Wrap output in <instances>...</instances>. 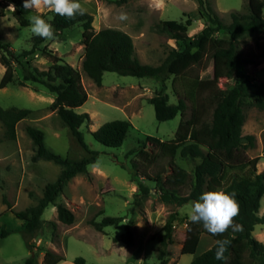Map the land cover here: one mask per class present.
Masks as SVG:
<instances>
[{"label": "rangeland", "instance_id": "obj_1", "mask_svg": "<svg viewBox=\"0 0 264 264\" xmlns=\"http://www.w3.org/2000/svg\"><path fill=\"white\" fill-rule=\"evenodd\" d=\"M85 12L92 18L94 32L111 28L127 33L133 42L135 54L142 64L156 66L165 58L170 48L180 49L177 41L156 32L155 27L164 20L184 22L191 20L187 31L193 37L205 25L198 15L197 0H129L116 4V0H78ZM212 10L224 23H229L231 12H248L249 9H260L261 0H207ZM5 2H0L4 15L0 16V40L7 43L12 50L19 52L31 47L33 36L30 22L27 27H20L11 16ZM50 11H32L30 15H40L47 23ZM124 13L127 20L120 21ZM82 28L75 25L59 34L54 41L46 40L38 47H46L61 61L76 69L81 76V85L87 94V100L76 113H87L89 122L83 124L79 131L88 148L98 153L96 161L87 167L85 174L74 176L56 200L69 209L74 215V222L66 225L57 220L55 207H48L41 216V225L34 237L28 239L23 233V223L16 219L12 212L22 211L34 206L42 195L44 186L55 181L59 167L51 162H32L34 145L25 128L33 126L44 133L45 146L55 154L72 160L80 159L84 152L69 133L68 128L59 119L55 110L50 108L54 95L39 85L26 83L19 85L21 70L14 69V82L0 89V107L17 108L31 111L28 118L15 126V139L0 141V264H25L33 257L34 264H42L43 255L51 251L62 257L58 264H75L81 258L84 264H158L156 249L157 235L170 213H176L173 222V242L167 248L168 264H190L200 251L181 254L185 240L186 224L190 220L191 202L176 207L163 204L152 180L160 175L164 180L174 165L180 167L191 177L192 168L197 161L183 159L179 153L174 158L164 157L158 149L147 142V136L161 141L174 138L179 121L190 117L192 107L187 99L196 80L211 77L212 64L205 56L200 64L189 65V58L184 59L188 65L184 74L177 78L168 77L165 81L169 103L175 104L178 98L184 99L187 109L182 116L157 122L154 110L148 100L161 87V83L150 78L120 76L113 72H104L101 85L96 86L82 71L84 45ZM239 55L245 61L243 69L230 79L220 78L217 88L225 89L233 85L238 78L264 83V31H255L239 39ZM29 62L30 67L46 70L51 62L49 58L37 53L22 63ZM5 68L0 64V80ZM195 101L204 102L205 93L196 88ZM204 120H208L211 106L205 103ZM244 122L241 135L253 137V147L242 151V159L247 161L257 158L255 173L264 172V111L256 108H244ZM128 121L131 125L122 145L109 148L97 143L91 133L102 124L110 121ZM0 124V137L2 136ZM225 182L232 178L251 174L249 165L227 169ZM143 182L151 191L148 197L134 204L137 193L136 182ZM189 182L179 190L181 195L189 192ZM258 215H264V196ZM103 217L123 219L115 226L104 227L96 231L90 220L100 221ZM53 223V224H51ZM128 227L132 233V245L113 242L125 233ZM201 234L199 240L202 236ZM254 237L264 244V225H257ZM32 247L30 250L26 245ZM199 244V242H198ZM198 246V245H197ZM124 251H123V250Z\"/></svg>", "mask_w": 264, "mask_h": 264}, {"label": "trees", "instance_id": "obj_2", "mask_svg": "<svg viewBox=\"0 0 264 264\" xmlns=\"http://www.w3.org/2000/svg\"><path fill=\"white\" fill-rule=\"evenodd\" d=\"M129 0H116L121 5ZM7 5L14 4L16 11L11 16L20 27H27L29 22L27 15L32 10H24V0H0ZM198 15L205 23L204 27L193 37H188L187 31L191 26V20L184 22L164 20L155 27L156 32L165 35L169 39L177 41L180 49L170 48L159 65L152 66L142 64L135 54L131 37L120 30L106 28L94 32L91 26L92 18L85 12L77 14L73 19H66L50 11L49 24L55 31V38L64 30L75 25L82 28V44L84 45L82 71L96 85L100 86L104 72H113L120 76H132L135 78H150L161 83L160 90L152 96L148 102L154 110L157 122L174 119L177 115L183 117L187 105L184 99L178 98L175 104L169 103L166 94L165 81L168 77L177 78L184 74L188 65L184 59L189 58V65H198L205 56L209 57L212 64L211 77L196 80L187 99L191 102L192 111L187 120H180L174 138L169 141H161L147 136L146 141L154 145L160 155L174 158L177 153L183 159L195 162L191 177L180 167L174 165L172 172L162 180L157 175L152 182L159 193V200L163 204H171L181 207L189 202L197 201L199 196L208 191H223L235 194L239 205V214L234 218V223L242 226V230L233 231L231 228L223 235L213 236L204 230L202 224H186L185 240L181 247V254L195 253L201 234H206L214 240V244L199 255H196L190 264H264V244L258 241L254 235L257 225H264V215L259 216L258 211L261 199L264 196V172L255 173L257 158L246 163L242 159V151L253 147V137L242 136L241 127L244 122V108H256L264 111V83L238 78L233 85L225 89L217 88L220 78H232L238 70L243 69L245 61L239 55V39L255 31H264V13L260 9H249L248 12H231L230 22L224 23L212 10L207 0H197ZM264 7V0H261ZM4 15L0 9V16ZM45 39L33 36L31 47L28 50L15 52L11 47L0 40V64L5 68L0 80V89L14 82V68L21 70L19 85L31 83L43 87L54 95L50 105L55 110L59 119L68 128L69 133L84 152V156L77 160L62 157L50 151L44 143V133L33 126H27L25 131L34 145L32 162L47 161L58 166L59 174L55 181L47 183L42 195L34 206L22 211L12 212L16 219L23 223V233L26 238L34 237L41 225V216L44 210L50 206L55 207L57 220L70 225L74 222L73 213L61 204H56L59 195L62 194L68 182L78 174H85L87 167L92 165L98 153L88 148L79 131L83 124L89 122L87 113H76L86 100L87 94L81 85L80 73L69 64L61 61L51 50L46 47L39 49ZM40 53L51 60L46 70L30 67L22 60ZM200 88L205 93L203 103L196 100L195 91ZM205 103L211 106L208 120H204ZM30 110L0 107V124L2 127V140L15 139V126L21 120L28 118ZM131 125L128 121L115 120L102 124L91 133L92 138L99 144L118 148L122 145ZM264 152V143H263ZM249 165L251 174L232 178L225 182L227 169ZM189 182V192L181 195L179 190ZM137 193L134 195L136 205L140 199L148 197L151 189L143 182H136ZM176 213H170L162 227V233L157 235L158 247L156 259L158 264H168L167 248L173 242V222ZM123 219L116 217H103L100 221L90 220L96 231L102 232L104 227L115 226ZM53 224V223H51ZM7 233L1 232V237ZM218 239L231 241L227 259L220 261L215 259ZM122 242L126 246L132 245V233L126 227L125 233L113 242ZM29 250L32 248L27 240ZM32 251V250H30ZM62 257L46 251L42 264H58ZM75 264H84V260L77 258ZM25 264H34L31 256Z\"/></svg>", "mask_w": 264, "mask_h": 264}, {"label": "clouds", "instance_id": "obj_3", "mask_svg": "<svg viewBox=\"0 0 264 264\" xmlns=\"http://www.w3.org/2000/svg\"><path fill=\"white\" fill-rule=\"evenodd\" d=\"M24 10L34 12L52 11L66 19H73L77 14L84 15L85 9L78 0H24ZM8 11L15 12L14 4H9ZM30 22V31L33 35L49 41L55 40V31L51 24L47 23L40 15L27 17ZM120 21L127 20V15L121 13ZM189 219L191 223H200L205 231L213 236L223 235L230 228L235 231L242 230V226L234 223V218L239 214V205L235 194H228L223 191H208L202 193L197 201L189 205ZM231 241L218 239L215 241V259L225 261V253L228 251ZM123 250V249H122ZM124 251V250H123ZM142 264V260H137Z\"/></svg>", "mask_w": 264, "mask_h": 264}, {"label": "crops", "instance_id": "obj_4", "mask_svg": "<svg viewBox=\"0 0 264 264\" xmlns=\"http://www.w3.org/2000/svg\"><path fill=\"white\" fill-rule=\"evenodd\" d=\"M262 200V199H261ZM214 244V240L209 236H202L199 240L198 249H200L201 252H199L197 255L202 253L203 251L209 249ZM196 256V255H195Z\"/></svg>", "mask_w": 264, "mask_h": 264}]
</instances>
